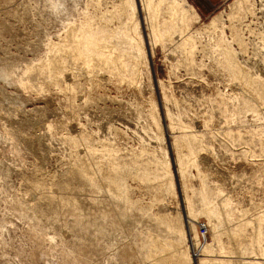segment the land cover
I'll use <instances>...</instances> for the list:
<instances>
[{
    "label": "rangeland",
    "instance_id": "obj_1",
    "mask_svg": "<svg viewBox=\"0 0 264 264\" xmlns=\"http://www.w3.org/2000/svg\"><path fill=\"white\" fill-rule=\"evenodd\" d=\"M151 1L0 0V264H264V0Z\"/></svg>",
    "mask_w": 264,
    "mask_h": 264
},
{
    "label": "bare ground",
    "instance_id": "obj_2",
    "mask_svg": "<svg viewBox=\"0 0 264 264\" xmlns=\"http://www.w3.org/2000/svg\"><path fill=\"white\" fill-rule=\"evenodd\" d=\"M163 1L164 0H160V2H163ZM245 1L246 0H234L231 3V6L232 7H239ZM172 4H173V6L167 5L169 10H171L172 7H174L173 9H176V11L180 10V15H178V13L177 14L174 13V15H172L174 17H186L187 13H190V12H191L190 16L199 17V14L195 10V8L191 4H189L187 0H173ZM131 7H134V4L132 1H131ZM151 8H152V1L151 0H145V2L143 3L142 10L143 11H150ZM150 17H153L152 14H150ZM215 19H216V16H215L214 20ZM155 36L159 37L160 34L157 31H155ZM84 38L86 41L90 40V37L88 35H84ZM189 219H190V217H189ZM196 235L199 236L197 232H196ZM195 245H196V247H195L196 251L194 253V256L199 257L198 258L199 261L205 262L207 259L202 258V257L205 256L210 251V247H211L210 243L206 242L205 244L203 243V245H200V243L197 242V243H195ZM217 261H219L221 264H229L228 261H224V260H217Z\"/></svg>",
    "mask_w": 264,
    "mask_h": 264
},
{
    "label": "crops",
    "instance_id": "obj_3",
    "mask_svg": "<svg viewBox=\"0 0 264 264\" xmlns=\"http://www.w3.org/2000/svg\"><path fill=\"white\" fill-rule=\"evenodd\" d=\"M204 15L212 13L219 5L226 0H192Z\"/></svg>",
    "mask_w": 264,
    "mask_h": 264
},
{
    "label": "built area",
    "instance_id": "obj_4",
    "mask_svg": "<svg viewBox=\"0 0 264 264\" xmlns=\"http://www.w3.org/2000/svg\"><path fill=\"white\" fill-rule=\"evenodd\" d=\"M201 228H203V230H204V235H205V233H206V227H204V226L202 225Z\"/></svg>",
    "mask_w": 264,
    "mask_h": 264
}]
</instances>
